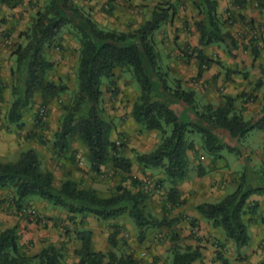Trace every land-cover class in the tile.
I'll return each instance as SVG.
<instances>
[{
    "label": "trees",
    "instance_id": "obj_1",
    "mask_svg": "<svg viewBox=\"0 0 264 264\" xmlns=\"http://www.w3.org/2000/svg\"><path fill=\"white\" fill-rule=\"evenodd\" d=\"M188 1L200 17L195 22L199 45L192 52L197 54V77L201 78L216 63L205 53L206 48L223 44L232 56L237 43L231 32L223 29L226 21L219 14L216 0ZM247 3V0H235L241 8ZM256 3L264 10V0H256ZM18 4L19 0H0V8L15 9ZM171 8L159 7L140 27L120 32L100 27L78 6L77 0H48L29 30L21 35L24 43H18L14 49L16 69L11 72L16 77L12 89L16 99L10 106L7 120L22 128L25 113L33 108L39 95L43 105L35 114V126L38 127L47 118L46 106L69 91L67 84L50 79L51 73L56 71V64L50 60L48 50L56 46L66 28L74 34L80 45L77 91L72 102L63 106L64 114L51 142L52 153L73 167H80L86 158L90 170L96 175H101L103 168L111 164L115 174L121 178L112 194L103 197L94 188L83 187L71 173L57 186L54 171L44 167L35 147L22 150L15 162L0 160V192L10 191V200L6 203L15 207L17 212L26 209L32 197H38L66 211L70 221L81 219L82 229L76 234L81 243L77 264H141L133 254L117 253L119 229L110 234V249L106 253L96 251L93 232L85 227L89 217L108 222L128 215L139 229L140 243L146 241L149 229H171L178 222V219H169L168 216L156 219L146 215L152 191L144 190L142 182L132 175V162L122 151L125 143L112 140L115 126L106 117L102 105L104 85L107 82L110 89L116 87L117 70L130 73L139 85V96L131 110L132 120L142 131L160 134L154 149L148 153H136V160L144 170L152 168L164 172L165 179L159 182L170 184L165 208L182 204L180 186L190 173L188 153L198 154L196 142L191 139L193 135L201 136L199 152L218 159L225 150L240 154L237 145L252 131L264 132V92L259 115L246 120L243 108L236 105L239 97L225 96L220 106L200 107L195 91L184 89L181 83L175 90L169 86L167 74L160 71L155 35L176 13V10L172 13L174 8ZM57 47L59 50L62 48ZM253 48L254 57L258 59L260 51L257 46ZM231 73L236 74V71H228L229 79ZM262 89L264 79H259L254 90ZM113 94L118 95L119 91L116 89ZM249 98L255 100L256 96L250 95ZM39 140L42 146L48 144L43 137ZM74 142L85 148V158L80 151H75ZM200 170V175L204 176L205 171L201 167ZM129 181L133 189L126 186ZM253 195H264V179L247 166L233 193L217 203H202L196 210L214 228L220 229L236 249H243L251 242L249 227L256 222L259 210V203L248 202ZM260 218L264 224V216ZM191 224L197 225L196 221ZM180 240L181 235L173 231L171 264H195L202 258L201 247L183 248ZM25 249L21 245L18 226L0 232V264H62V255L55 245H48L34 255ZM216 260L221 264H231L222 251H217Z\"/></svg>",
    "mask_w": 264,
    "mask_h": 264
},
{
    "label": "rangeland",
    "instance_id": "obj_2",
    "mask_svg": "<svg viewBox=\"0 0 264 264\" xmlns=\"http://www.w3.org/2000/svg\"><path fill=\"white\" fill-rule=\"evenodd\" d=\"M163 3L157 2L155 8H163V7H173L175 11V6L170 3V0H163ZM48 0H19V4L15 9H7L5 6V15L12 11V17L18 19V24L14 26L17 27L15 29L16 35L14 37V41H10L9 46H13L10 49V54H6L4 57V64L0 63V160L4 162H15L19 159L20 152L22 150H27L30 144H38L40 147V137H43L45 142L48 144L53 141V134L56 133L58 127L60 125L62 116L64 114L63 106L70 104L73 100V97L77 91V82L76 75L78 69V58H79V43L72 32H70L69 28H66L64 32L61 34L58 39L56 46L49 49V58L56 64V71L51 73L50 79H53L56 82H63L68 85L69 91L62 95L58 100L50 103L46 106L47 109V118L43 120L42 125H38L36 127V117L35 114L38 111L39 107L42 104L41 96H37L35 99V104L33 108L29 109L28 112L25 113V117L23 120V127L18 128V125L10 124L7 120V115L10 110L11 104L14 102L16 97L14 96L12 89L15 85V76L12 74V69H16L15 56L13 55L14 49L18 43H24V40L21 39V35L28 31L32 26L36 15L38 12L42 11L46 6ZM181 2V1H180ZM255 3L252 6L253 9H260L256 0H250V4ZM155 0H151V6L154 8ZM7 7V8H6ZM187 7V6H186ZM188 8V7H187ZM186 8V9H187ZM219 8V5H218ZM172 9V8H171ZM185 9V10H186ZM221 10V17L226 21L224 26V31H234L236 29L235 24L238 22L236 19L237 14L234 11L231 3L225 4V6H221L219 8ZM194 16L193 18V26L197 31L195 26V22L200 20L197 10L192 9ZM190 11V12H191ZM143 16V20L148 19L150 11L141 10L140 13L136 16ZM177 16V13H175ZM179 15V14H178ZM7 17V16H6ZM178 18V17H177ZM7 19V18H6ZM96 21V19L94 18ZM171 20L165 24V28L167 29L165 32L162 30H158L155 35L156 47L160 54L159 56V67L161 73L167 74V80L169 86L175 90L179 83L185 84L183 80H181V70L187 66V69L191 68V62L187 64L186 62L191 61L192 58L195 57V53L192 52V46L190 49L186 51L183 59L178 56H169L168 48L171 47L172 41H170V45L167 41H165V34L168 32V27L170 25ZM188 25L186 28L191 29V22H187ZM263 26H258L257 32L263 33ZM125 32V31H124ZM196 32H192L189 30V36L195 35ZM263 37V36H262ZM236 40V38H235ZM238 40L236 41V43ZM237 45V44H236ZM57 46H61L62 48L59 50ZM206 53L217 61L222 67L224 54H228V50L225 45H213L205 49ZM260 51V49H259ZM264 52V51H262ZM221 54L222 56H220ZM230 56V55H229ZM179 58V59H178ZM184 58H187V61H184ZM172 59L174 61H172ZM179 62L178 65L172 64V62ZM8 62V63H7ZM183 63V64H182ZM190 66V67H189ZM223 69V68H222ZM225 71V69H223ZM240 79L243 80L242 76ZM244 81H246L244 79ZM116 87L114 89H110L108 83L104 85V99L102 107L105 109L106 117L114 123L115 130L112 140L116 143H120L121 141L125 143L126 146L122 147V151L124 156L129 158L132 162V175L138 178L142 185L141 187L144 189V185L147 182H150L151 185L149 189L146 191H152V195L147 202L146 205V215H150L156 219H163L165 216H168L169 219H178V222L170 229L163 228L159 229H149L147 231L146 241L143 243L139 242V229L135 225L133 219H131L128 215L108 222L97 221L93 217H89L86 222V228L93 232L94 238V249L99 252L106 253L110 246L108 244V238L110 234H112L115 230L119 229L118 241L119 246L116 249L119 255L124 253L133 254L136 256L138 261L141 264H171L173 260L172 253V244H171V236L173 231H176L181 235L180 245L185 248L187 246L193 247H202L204 243H210L211 246L215 250V257L217 251H222L224 253L233 252L231 248H227L223 240L218 237L205 236L201 233V229L196 225L192 226V217L186 211L180 210L178 207H169L165 208L164 201L167 198L168 191L170 189L169 183L161 184L159 181L161 179H165L164 172L160 169H142L139 166L136 160V153H148L154 149L157 143L160 140V134L158 132H145L142 131V128L135 124V122L131 118V110L132 106L135 103L137 97L139 96V85L134 77L128 72L123 70L116 71ZM256 82V78L253 77V83ZM185 86V85H184ZM119 91L118 95H114L113 92L115 90ZM185 89H189L187 86ZM251 95L255 96L256 94L259 96L261 93L263 96L264 89L261 91L254 90L253 87L249 88ZM190 90V89H189ZM250 93V92H249ZM48 123V127L45 124ZM44 125V126H43ZM260 132L258 130L250 133L245 140L240 143V146L244 148L245 146L253 141L254 138L259 139V145H263L262 139L260 137ZM192 140H195L198 145L201 143V136L193 135L191 137ZM47 151L52 152V148L48 145H43ZM73 147L75 151H80V153L84 154L85 158V148L78 143L74 142ZM31 148V147H30ZM29 148V149H30ZM224 154L225 157L233 163L236 162L237 155L229 152L228 150L222 151L220 155ZM193 155V152H192ZM200 152L198 155H194L193 159L195 162L199 161ZM44 160V167L48 168L49 166L54 170L56 175V185L59 186L60 183L66 178V175L71 173L70 175L82 183L83 187L86 188H94L97 190L101 196L108 197L112 194L115 187L120 183L121 178L119 174H115L112 165L103 168V173L101 175H96L90 170L89 164L86 162V158L83 164L79 166H74L65 160L64 164L61 165L60 162L64 160H58L56 156L52 153L51 159L49 162ZM196 165V169L199 166ZM259 170H262L259 168ZM197 177H202L200 175V169L197 170ZM192 173V172H191ZM258 175L263 179L264 175L257 172ZM196 176V175H195ZM126 186L132 188L131 182H127ZM133 189V188H132ZM145 190V189H144ZM231 194V193H229ZM228 194V195H229ZM11 193L8 190H4L0 192V201L4 205V210L12 212V214H16L19 212L16 211L15 207L9 206L6 202L8 199L10 200ZM183 204V201L181 202ZM181 204V205H182ZM8 205V206H7ZM2 207V206H1ZM34 212L35 214H31ZM264 214H261V217ZM20 220L17 223H13L11 227L16 226L18 224L19 227H22L20 222L23 221L25 224L24 230H30L35 233H42V231L49 230L51 240L48 245H55L62 255V264H77L79 258L77 257V252L81 248V243L77 239V232L82 229L80 225V218H76L75 221H70L68 214L61 208H56L53 205L46 203L38 197H32L29 201V206L26 207L20 214L18 215ZM2 222L0 223V225ZM11 225V223H10ZM116 227V228H115ZM196 228H198V236L193 232ZM21 232V229L20 231ZM23 234L21 238H23ZM43 238V237H42ZM40 238V239H42ZM34 238L28 239L24 245L27 247V250L31 252L30 254L34 255L39 253L35 251ZM32 243V244H31ZM39 243V242H38ZM28 246L30 248H28ZM226 247V250H225ZM31 249H33L31 251ZM231 250V251H230ZM260 254H257V260L254 264H262L264 263V240L261 243ZM240 261V260H239Z\"/></svg>",
    "mask_w": 264,
    "mask_h": 264
},
{
    "label": "crops",
    "instance_id": "obj_3",
    "mask_svg": "<svg viewBox=\"0 0 264 264\" xmlns=\"http://www.w3.org/2000/svg\"><path fill=\"white\" fill-rule=\"evenodd\" d=\"M216 1L218 2L219 8L223 5L225 6L227 3H231L234 11H236V19H238V22L235 24L236 29L231 31V34L236 38V41L238 40L237 48L233 51L232 56L224 54L223 59H221V61H223L222 67H220L221 63H217L216 61L215 64L204 72L201 78L197 77L199 72L197 54H195V57L189 62L187 58H184L187 64L191 62V68L187 69L186 66L181 70L180 78L185 82V84L182 83V87L185 89L187 86L189 89L196 92V101L200 107L206 105L220 106L223 104L225 96L234 98L239 97L236 104L237 108L241 109L242 107L243 116L246 120H250L259 115L263 106L262 94L260 93L259 96L256 94L255 100L249 98L252 92L249 88H251V86L253 87L259 79H264V58L262 57L264 53L262 52L264 51V10L261 8L257 10L253 9L252 6L255 5V3L253 2V4H250V0H247L248 3L242 8L235 4V0ZM157 2L163 3L164 1L155 0L153 8V6L150 7L151 0H77L78 6L95 18L100 27L106 30H117L120 32H129L140 27L145 21L150 20L152 14L157 9V7L155 8ZM170 3L175 6L177 16L175 14L173 15L168 27L169 33L165 34V41L168 42L169 39L172 41L171 47L168 48V55L172 56L173 59L174 56L183 59L185 48L187 51L190 49V46H192L193 49L199 45V33L195 30L192 23V16H194V13L191 10H195V7L188 0H170ZM219 8L220 14L221 10ZM4 10L5 6H2L0 8L1 65L4 64V57L6 54L11 53L10 49L13 46H9L10 41L7 40L14 41L16 35L15 29L17 28L15 27L14 29V26L19 23L17 21L18 19L12 17V11H9V13L5 15ZM141 10L150 11L148 19L143 20V16H141L142 13L140 16H136ZM188 21L191 22V29L186 28V26H190L187 24ZM258 26H263L262 34L257 32V30H259L257 29ZM161 30L163 34V31L165 32L167 29ZM189 30L193 33L196 32L195 35L192 37L189 36ZM254 39H256V41H254ZM168 43L169 44H166L167 46L170 45L171 42L169 41ZM254 46L260 49L258 59H256L253 54ZM219 55L222 56L221 54ZM208 56L215 61V58L210 55ZM173 59L172 61H174ZM172 64L178 65L179 62H172ZM222 68L225 69V71ZM228 71H236V74L231 73L229 79ZM240 76H242L243 80L240 79ZM253 77L256 78L255 83H253ZM244 79L246 81H244ZM243 95H245V97H242ZM258 132L262 134L259 138L262 139L263 145H261V147L258 146L259 139L257 137L254 138L247 147L245 146L242 148L240 145H237L240 154L234 153L237 155V159L236 162L233 161V163L230 162L224 154H222L220 158L215 159L213 156L202 154L201 152L199 161L195 162L193 156L198 154L193 152L192 155V152L189 151L190 173L188 178L184 180L180 186L183 204L179 206V209L191 215L193 221H196L197 226L201 229V233L205 236L218 237L223 240L228 249L231 248L233 250V252L227 254L223 252L224 256L231 264H254L257 260V254L261 256L262 252L259 248L264 240V224L260 216L264 214V195H253L248 201L250 204L259 203V210L258 215L255 217L256 222L252 223L249 227L251 242L243 249H236L231 242L227 241L224 237V233L220 229L214 228L211 222L201 216L197 212L196 207L202 203H217L229 193H233L237 189L241 175L247 166L253 169V171L260 172V174L264 175V132ZM47 145L52 147L51 143ZM196 146L197 152H199L200 144L198 145V143H196ZM30 147H35V149L38 150L42 161H44L43 159L45 158L47 162L50 161L52 152L47 151L44 146L40 147V145L33 143L29 145V148ZM64 162L65 160L60 164L63 165ZM195 164L199 166L198 169L201 167L205 171V175L201 178L197 177L198 169H196ZM43 165H45L44 162ZM259 168L262 170H259ZM46 169L54 171L50 166ZM4 205L5 204H2L0 201V223L2 222L0 225V232L11 228L13 223H17L20 220L18 217L20 212L14 215L12 212L4 210ZM20 224L22 227H19L18 224H16V226L19 227V231L21 229V232H19L20 235H24L23 238H21V245L24 247V243L28 239L31 240V238H34V244H36L35 251L40 252L51 240L49 230H44L39 235V233L37 234L30 230H24L25 224L23 221L20 222ZM202 247V258L195 264H221V262L216 260L215 250L210 243H204ZM29 250L30 249L27 250L26 247L25 251L31 253ZM32 250L33 249H31V251Z\"/></svg>",
    "mask_w": 264,
    "mask_h": 264
},
{
    "label": "built area",
    "instance_id": "obj_4",
    "mask_svg": "<svg viewBox=\"0 0 264 264\" xmlns=\"http://www.w3.org/2000/svg\"><path fill=\"white\" fill-rule=\"evenodd\" d=\"M262 57L264 58V53L262 54ZM80 162L82 163V160H80ZM150 185H151L150 182L145 183V185H144V189H145V190H148ZM34 214H35V213H34ZM193 232L198 236V228H196Z\"/></svg>",
    "mask_w": 264,
    "mask_h": 264
}]
</instances>
